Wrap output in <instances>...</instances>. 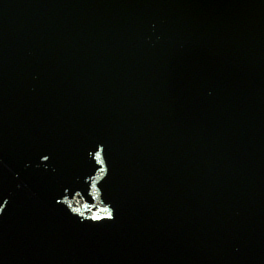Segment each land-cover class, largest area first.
I'll return each instance as SVG.
<instances>
[{
	"label": "water",
	"instance_id": "obj_1",
	"mask_svg": "<svg viewBox=\"0 0 264 264\" xmlns=\"http://www.w3.org/2000/svg\"><path fill=\"white\" fill-rule=\"evenodd\" d=\"M0 264H264V0H0Z\"/></svg>",
	"mask_w": 264,
	"mask_h": 264
},
{
	"label": "snow or ice",
	"instance_id": "obj_2",
	"mask_svg": "<svg viewBox=\"0 0 264 264\" xmlns=\"http://www.w3.org/2000/svg\"><path fill=\"white\" fill-rule=\"evenodd\" d=\"M45 159H47V156H45ZM107 218H109V219H111L112 218V215H111V213H109V215H108V217ZM92 219H94V220H99V219H103L102 217H98V216H94V217H92Z\"/></svg>",
	"mask_w": 264,
	"mask_h": 264
}]
</instances>
